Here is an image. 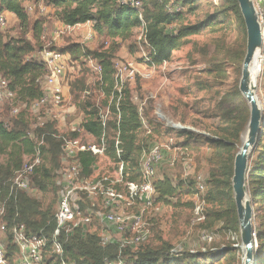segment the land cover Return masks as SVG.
Listing matches in <instances>:
<instances>
[{
    "label": "trees",
    "instance_id": "1",
    "mask_svg": "<svg viewBox=\"0 0 264 264\" xmlns=\"http://www.w3.org/2000/svg\"><path fill=\"white\" fill-rule=\"evenodd\" d=\"M208 1L142 0V16H140L136 8L121 4L119 0H0V15L3 12L14 14L20 28L25 31L32 26L35 32L34 39L37 41L43 35V24L40 20L31 24L27 4L32 3L36 6L35 13L41 4L46 3L54 10L59 11L63 24L74 26L90 21L94 30L112 40L113 47L108 50L91 51L80 44H70L61 51L69 53L74 59L91 56L100 63L102 72L99 86L105 94V104L110 106L112 116L107 130V154L114 161H120L115 153L114 140L116 131H119L123 149L121 160L125 162V170L129 173L126 179L141 182V157L144 151L143 122L138 107L132 100L131 86L128 83L124 85L121 97L118 96L115 89L118 80L114 58L119 48L118 41L128 40L133 36L135 30L142 29L143 40L149 49L144 60L149 66H160L169 62L174 52L180 50L191 35L213 31L217 24L229 21L226 11L235 15L239 22L240 33L243 36L247 35L246 25L237 0H221L220 7H223L224 10L220 12H212L210 5L206 6ZM259 6L261 10H264V0H261ZM187 12L196 14L197 19L194 23L185 22ZM3 29L5 28L0 26V76L8 81L9 88L16 95V103L26 106L18 115L14 116L16 120L13 123L9 124V122L0 119V149L2 153L8 155L7 161L0 164V189L9 184L15 171L21 167L23 156H30L33 153L35 138L30 133L43 136L42 162L32 178V186L38 192L21 193L16 205L17 209L11 213H19V219L25 222L32 231L44 229L47 233L55 229V210L52 212V207L58 202V178L62 165V142L57 137L60 134V129L56 121L51 120H47L44 125H38L33 129L29 125L28 114L32 101L40 99L44 95L42 82L48 71L42 61L34 60L31 57L34 54L36 43L27 38L7 39L2 32ZM84 95L91 98V91L87 88ZM237 99H242L238 89L235 90L234 95L228 94L221 98L222 104H229V108L222 109V113L227 115L228 122L226 124L228 126L222 129L221 135L213 134L208 130H206V134H197L185 129L168 128V130L175 134L173 137L181 152L186 154L195 151L199 154L201 150L210 151L209 180L206 182L209 190L202 197L208 203L207 220L211 217L221 222V225H224L222 229L228 228L227 234L240 237L232 178L234 159L240 149V133L249 119V107L247 105L240 109L239 116L234 115L235 106L233 104L238 101ZM87 103L82 127L86 132L100 138L104 129L99 121V109L93 103ZM6 107H9L11 112L12 106L9 104L1 107L0 112L2 113ZM67 135L74 137L78 133L71 131L67 132ZM262 137L261 132L258 145H261L262 149L252 161L253 168L249 173V182L247 181L256 213L264 210V144ZM197 159L199 162L200 159ZM95 160V157L88 153L80 155L85 173L92 172ZM177 163H181L179 158L175 161V164ZM182 171L183 169H179L180 175L184 172ZM153 184L158 194L157 201L162 203H167L178 197L181 191L193 193L196 190L195 179L186 185L183 182L175 185L170 178L164 177L154 180ZM213 203L218 204L220 208L211 210L210 206ZM258 204L260 207L262 206V209ZM207 220L195 226H201ZM60 238L65 251L64 259L72 264L117 262L121 250H123L126 264H199L197 262L199 260L195 259L200 257L197 254L199 252L185 250L175 252L177 245L171 246L167 242H163L159 248L144 247L143 244L149 240L147 239L139 245L136 251L132 252L133 248H121L120 243L117 242L103 244L99 235L84 233L82 230H76L70 236L62 233ZM256 238L255 264H264V221H260L256 225ZM239 242L238 240L231 245L223 244L221 248L217 247L212 250L211 255H208L212 258L221 255L225 257L226 254L229 255L231 249L239 250V247L234 246ZM48 255L46 264H61L62 260L58 255L51 252H48Z\"/></svg>",
    "mask_w": 264,
    "mask_h": 264
},
{
    "label": "rangeland",
    "instance_id": "2",
    "mask_svg": "<svg viewBox=\"0 0 264 264\" xmlns=\"http://www.w3.org/2000/svg\"><path fill=\"white\" fill-rule=\"evenodd\" d=\"M254 1L264 24V10H261L258 5L261 0ZM209 2L210 4H208ZM209 5L212 12L224 10L220 5L216 6L213 0L212 3L211 0L206 3V6L209 7ZM47 7L48 10L45 13L39 10L34 14L30 13L31 24L37 20H40L43 24L41 39L37 41L34 39L35 32L32 26L27 31L21 29L16 18L11 19L8 17L6 28L2 31L7 39L27 38L36 43L34 54L31 56L34 60H41L40 51L45 47L65 50L70 44H80L91 51L108 50L113 47L112 40L106 35H100L94 30L92 24L67 29L60 19L59 11L48 5ZM226 15L229 16V21L217 24L213 31L191 35L188 37L187 43L180 50L174 52L172 59L160 66H149L144 60L149 49L141 37L142 29L135 30L130 39L123 42L118 41L119 48L114 63L118 69L127 66L130 70H134L135 77L132 79L133 81L128 80L126 72H123L124 78L127 79L125 82L131 86L133 95H137L140 100L147 102L143 109V116L147 125L143 124L142 143L144 150L155 143L176 145L173 137L175 134L168 130L164 123L158 119V111H161L169 120L184 122L193 126L198 130L194 131L197 134H204L203 132L208 130L213 134L221 135L222 129L228 126L226 124L228 122L227 115L222 113V109L229 108V104H222L221 98L228 94L234 95L235 90H239L242 64L247 48V35L243 36L240 33L239 22L232 12L226 11ZM185 17L186 23H194L197 19L196 14L189 12L186 13ZM88 32H94L92 39H86ZM260 55L263 57V65L261 74L256 78V95L264 110V45L261 48ZM96 62L97 60L91 56H82L79 59H74L71 56L70 67L66 73L67 101L61 108L64 115L67 113L69 116L67 119L65 116L63 122L61 119L62 129H66V126L71 124H82L85 118V107L88 105L87 102H91L95 106L98 102L101 107L107 106L105 104V94L99 86L100 75L94 70ZM1 79L0 76V81ZM87 88L91 91V98L84 95ZM237 100L233 104L235 106L233 110L234 115L239 116L240 109L245 108L248 104L243 95L242 99ZM14 116L9 107H6L2 113L0 112V119L9 122V124L16 120ZM28 116L31 128L35 129L40 125L41 118L33 117L31 112ZM245 128L246 126L240 133V146ZM262 134L261 139L264 144V126H262ZM170 138H172V141H170ZM177 146L179 145L173 146L177 148L176 160L179 158L181 163L171 165L175 153L170 152L165 156L164 161L157 165L155 180L168 177L175 185H179L181 182L186 185L191 183L192 179L194 180L196 173H202L207 182L210 170L208 162L210 151L201 150L199 154L195 151L192 153L187 152L190 155L189 157L192 158L193 170L195 171L194 174L187 176L183 163L185 153L181 152ZM260 146L257 144L250 156L248 182L249 173L253 168L252 161L261 152L262 148ZM25 158L27 156H23V161ZM197 158L200 159L199 162ZM7 159V153H2L0 149V164L5 163ZM117 167L118 162L110 158L108 154L99 160V169L102 172L112 174ZM179 169L184 171L181 175ZM247 186L251 198L248 183ZM179 190L181 191V189ZM208 190L209 186H206L205 193ZM196 192V190L193 193L181 191L178 197L163 203L160 210L147 215L146 220L150 223V236L143 246L159 248L163 242H167L171 246L177 245V250L199 252L197 254L200 257L195 258L199 260L197 261L199 264H242L241 244L239 250L231 249L229 255L226 254L225 257L223 255L210 257L212 250L217 247L221 248L223 244L231 245L233 242L240 241V237L227 234L228 228L222 229L224 225L222 226L221 222L211 217L201 226L191 225L190 219ZM56 206L55 203L52 212L56 210ZM258 206L260 207L259 204ZM261 207L260 209H262ZM210 208L211 210H218L220 206L213 203ZM254 214L255 226L260 221H264V210L257 213L254 210ZM204 229L213 232V241L203 242L201 240V232ZM138 248L139 246L131 251H136ZM221 257L222 259H220Z\"/></svg>",
    "mask_w": 264,
    "mask_h": 264
},
{
    "label": "built area",
    "instance_id": "3",
    "mask_svg": "<svg viewBox=\"0 0 264 264\" xmlns=\"http://www.w3.org/2000/svg\"><path fill=\"white\" fill-rule=\"evenodd\" d=\"M121 4L130 5L139 11L142 16V0H119ZM216 6L221 0H213ZM259 5V4H258ZM260 8V6H259ZM27 10L34 13L36 6L27 4ZM40 12H46L48 7L41 4ZM8 12L0 15V26L6 28ZM92 24L90 21L74 26L66 25L67 29L77 26ZM94 32H88L86 39H92ZM143 38V32L142 36ZM40 58L48 71L43 80L44 95L42 98L32 101L30 112L33 117L41 118L40 125H44L47 120L56 121L60 134L57 136L62 142V165L58 178V202L54 213L55 229L51 232L32 231L29 226L19 219V213L12 214L17 209L19 196L23 192L37 193L38 190L32 186V178L36 169L42 162V145L44 137L38 135L35 138L34 151L27 156L21 167L15 171L9 184L0 189V264H46L49 257L48 252L58 255L61 264H72L64 259L65 251L63 241L60 238L62 233L70 236L76 230L84 233L97 234L103 244L120 243L121 248H137L150 236V223L146 220L148 214L158 211L163 207L162 202L157 201L158 194L154 187L156 168L161 164L166 153L174 152L175 158L171 165L175 164L177 148L169 143H155L145 149L141 157L142 181L135 182L126 177L129 175L125 170V162L121 160L123 149L120 139V132L116 131L115 153L118 167L112 174L102 172L99 169V160L107 156L108 141L107 130L111 119L110 106L101 107L99 102L96 107L99 109L98 117L104 132L100 138L86 132L82 124H71L66 129L61 127L62 122L69 116L64 115L61 108L67 101L66 73L70 67L71 56L57 48L45 47L40 51ZM94 70L99 75L102 72L100 63L94 65ZM123 72H126L128 80L133 81L135 72L127 66L123 69L117 68V84L115 89L121 97L125 81ZM130 78V79H129ZM133 102L137 105L143 124L146 120L143 116V109L146 101L139 99L137 95H132ZM5 104L12 106L11 113L18 115L26 105L16 103V95L9 88L8 81L4 78L0 81V108ZM157 117L165 127L173 130L198 131L193 126L167 119L161 111L157 112ZM147 126V125H146ZM34 129V128H33ZM80 133L71 137L67 132ZM66 133V134H65ZM206 134V132H203ZM170 141L172 139L170 138ZM88 153L95 157L91 173H85L80 155ZM188 153L183 157L186 175L195 173L193 161ZM195 202L192 211L191 225L195 226L207 220L206 208L208 203L203 199L206 191V177L202 173L194 176ZM214 234L207 230L201 232L203 242H211ZM240 242L234 244L240 246ZM178 250H175L177 252ZM123 258V250L117 262L109 264H126Z\"/></svg>",
    "mask_w": 264,
    "mask_h": 264
},
{
    "label": "water",
    "instance_id": "4",
    "mask_svg": "<svg viewBox=\"0 0 264 264\" xmlns=\"http://www.w3.org/2000/svg\"><path fill=\"white\" fill-rule=\"evenodd\" d=\"M237 1L247 29V48L242 64L239 90L248 104L249 119L245 128L246 138H241V146L234 159L232 187L239 221L240 241L245 251L242 264H255L257 248L255 214L247 186V174L250 156L258 144L262 126H264V110L256 95L251 67L257 53L264 45V24L254 0Z\"/></svg>",
    "mask_w": 264,
    "mask_h": 264
},
{
    "label": "bare ground",
    "instance_id": "5",
    "mask_svg": "<svg viewBox=\"0 0 264 264\" xmlns=\"http://www.w3.org/2000/svg\"><path fill=\"white\" fill-rule=\"evenodd\" d=\"M261 51V50H260ZM260 51L257 53L256 57H255V60L253 62V65L251 67V72L254 76V83H255V86H256V78L257 76H259L262 72V65H263V57L262 55H260ZM257 87V86H256ZM259 101V100H258ZM260 106L262 107L263 109V105L261 104V102H259ZM246 129L245 131L243 132V139L246 138ZM241 249H242V256H241V261H243V256L245 254V251H244V247L241 245Z\"/></svg>",
    "mask_w": 264,
    "mask_h": 264
},
{
    "label": "crops",
    "instance_id": "6",
    "mask_svg": "<svg viewBox=\"0 0 264 264\" xmlns=\"http://www.w3.org/2000/svg\"><path fill=\"white\" fill-rule=\"evenodd\" d=\"M7 16H8L9 18H11V19L16 18V16H15L14 14L10 13V12H8ZM16 19H17V18H16ZM167 154H169V152L166 153V155H167Z\"/></svg>",
    "mask_w": 264,
    "mask_h": 264
}]
</instances>
